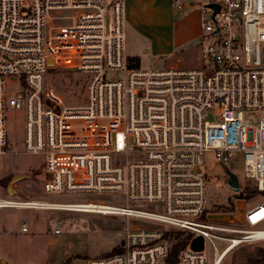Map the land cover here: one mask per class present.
I'll use <instances>...</instances> for the list:
<instances>
[{
    "label": "built area",
    "instance_id": "1",
    "mask_svg": "<svg viewBox=\"0 0 264 264\" xmlns=\"http://www.w3.org/2000/svg\"><path fill=\"white\" fill-rule=\"evenodd\" d=\"M185 1L200 6L202 64L151 70L129 66L124 0H0V157L17 154L13 144L8 148L7 116L21 110L25 153L43 158L44 195L115 194L127 205L161 211L103 200L0 198V209L123 216L161 226H124L119 251L87 264H206L205 247L215 243L222 246L212 264H221L237 246L264 244L258 228L264 222V0ZM183 5L172 0V8ZM53 69L90 75L87 102L65 104L46 84ZM108 72L117 77L108 79ZM206 153L240 161L233 211L206 210ZM250 197L258 203L246 211ZM237 201L242 223L209 218L237 215ZM60 227L55 222L54 234ZM19 231L29 228L23 223ZM177 234L185 240L170 260L182 243ZM197 237L201 251L190 248Z\"/></svg>",
    "mask_w": 264,
    "mask_h": 264
},
{
    "label": "rangeland",
    "instance_id": "2",
    "mask_svg": "<svg viewBox=\"0 0 264 264\" xmlns=\"http://www.w3.org/2000/svg\"><path fill=\"white\" fill-rule=\"evenodd\" d=\"M126 53L135 58L141 69H196L201 66L200 47L197 38L204 36L201 29L199 5H189L183 0L181 9L172 8V0H126ZM187 12V14H185ZM108 79L116 73H106ZM91 76L75 70L53 69L47 73L46 84L62 97L67 105L87 102V87ZM12 95V93H9ZM253 117H255L253 115ZM207 120L213 122L212 113ZM23 112L9 111L7 116V140L13 144L17 154L0 157V198L12 200H46L60 203H87L103 200L121 208L130 206L142 211L159 212L148 204L127 205L115 194H62L44 195L42 187L43 158L25 153L23 147ZM201 171L206 176V210L225 212L234 210L233 193L227 183V171L242 182L240 161L226 159L217 161L214 153H206ZM14 176H23L11 183ZM8 186L11 190L8 192ZM253 197L245 200V210L253 208L258 201ZM243 203V202H242ZM61 222L60 233L54 234L55 222ZM29 232L22 234L21 224ZM239 224V223H234ZM161 226L140 219L123 216L63 213L52 211H29L0 209V264H87L92 258H101L119 251L120 232L124 226ZM237 228L236 225L230 226ZM264 229V222L258 226ZM220 243L207 245L204 250L206 264H212ZM264 244H242L233 248L221 264H245ZM114 249L116 250L115 252Z\"/></svg>",
    "mask_w": 264,
    "mask_h": 264
},
{
    "label": "water",
    "instance_id": "3",
    "mask_svg": "<svg viewBox=\"0 0 264 264\" xmlns=\"http://www.w3.org/2000/svg\"><path fill=\"white\" fill-rule=\"evenodd\" d=\"M199 39L196 41L198 43ZM49 65L52 66V63L49 62ZM8 148L11 149V145H8ZM227 183L230 187V189L237 193L239 190L238 186V179L237 177L232 174L231 172L227 171ZM23 176H14L11 179V183L16 181L17 179H22ZM11 190V187L8 186V192ZM237 215H231V214H225V215H210L209 218L216 221H222V222H233V223H242L243 220V203L242 201H237ZM190 248L195 251H201L203 249V239L201 237L194 238L190 244Z\"/></svg>",
    "mask_w": 264,
    "mask_h": 264
},
{
    "label": "trees",
    "instance_id": "4",
    "mask_svg": "<svg viewBox=\"0 0 264 264\" xmlns=\"http://www.w3.org/2000/svg\"><path fill=\"white\" fill-rule=\"evenodd\" d=\"M128 63H129V66H131V67L137 66L136 65L137 60L135 58L128 59ZM6 180H7L6 177L0 179V186L5 184ZM42 182H43V179H42ZM175 239L178 241H182V243L181 244L178 243L177 245H175V247H173L174 250L169 257L170 260H175V254H176L177 248H179V246L183 245V242L185 240L184 238L181 239V234H177L175 236ZM115 251L116 250L114 249V251H112V252H115ZM245 264H264V249H262V248L258 249L253 257H248L246 259Z\"/></svg>",
    "mask_w": 264,
    "mask_h": 264
},
{
    "label": "crops",
    "instance_id": "5",
    "mask_svg": "<svg viewBox=\"0 0 264 264\" xmlns=\"http://www.w3.org/2000/svg\"><path fill=\"white\" fill-rule=\"evenodd\" d=\"M124 1H125V7H126V10H127V3H126L127 1H126V0H124ZM192 5H194V4H192ZM190 6H191V5H190ZM185 14H187V12H185ZM126 39H127V34H126ZM198 39H199V38H197L196 41H197ZM126 56H127V53H126Z\"/></svg>",
    "mask_w": 264,
    "mask_h": 264
}]
</instances>
